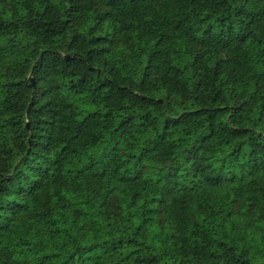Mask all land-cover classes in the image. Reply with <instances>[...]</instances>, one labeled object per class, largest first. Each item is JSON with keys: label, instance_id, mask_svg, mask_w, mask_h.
<instances>
[{"label": "trees", "instance_id": "16d2710c", "mask_svg": "<svg viewBox=\"0 0 264 264\" xmlns=\"http://www.w3.org/2000/svg\"><path fill=\"white\" fill-rule=\"evenodd\" d=\"M15 4L0 264H264V0Z\"/></svg>", "mask_w": 264, "mask_h": 264}, {"label": "clouds", "instance_id": "9594fccd", "mask_svg": "<svg viewBox=\"0 0 264 264\" xmlns=\"http://www.w3.org/2000/svg\"><path fill=\"white\" fill-rule=\"evenodd\" d=\"M15 0H5L4 3H0V10H3L4 12H8V15L4 17V19H9V17H11V20L13 23H23V21L20 20L19 16H13L12 13L9 11V9L15 7ZM21 16L24 15L23 12H21L20 14ZM21 34H22V30H21ZM7 62H6V58H5V67H7Z\"/></svg>", "mask_w": 264, "mask_h": 264}]
</instances>
